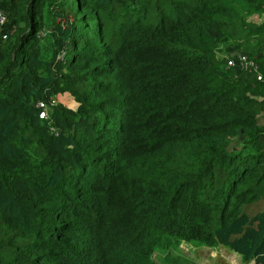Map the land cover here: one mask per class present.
Here are the masks:
<instances>
[{"label": "trees", "instance_id": "16d2710c", "mask_svg": "<svg viewBox=\"0 0 264 264\" xmlns=\"http://www.w3.org/2000/svg\"><path fill=\"white\" fill-rule=\"evenodd\" d=\"M0 13V264H264V0Z\"/></svg>", "mask_w": 264, "mask_h": 264}, {"label": "rangeland", "instance_id": "374dc122", "mask_svg": "<svg viewBox=\"0 0 264 264\" xmlns=\"http://www.w3.org/2000/svg\"><path fill=\"white\" fill-rule=\"evenodd\" d=\"M65 106L72 107L74 104L69 97L61 98ZM182 254H174L172 259L167 255L166 259L157 256L155 259L159 264H242L240 257L225 248H193L188 245H181Z\"/></svg>", "mask_w": 264, "mask_h": 264}, {"label": "built area", "instance_id": "2783aa9c", "mask_svg": "<svg viewBox=\"0 0 264 264\" xmlns=\"http://www.w3.org/2000/svg\"><path fill=\"white\" fill-rule=\"evenodd\" d=\"M5 22V17L0 13V25L4 24ZM238 65L241 68H249V69H255V64L252 61H249L245 56L243 55H238L237 61L234 60H228V66H234ZM258 79L261 80V76H258ZM40 108H44L43 104H39ZM40 118H46V112L42 111L39 114Z\"/></svg>", "mask_w": 264, "mask_h": 264}]
</instances>
